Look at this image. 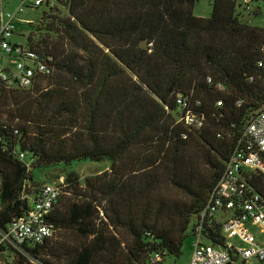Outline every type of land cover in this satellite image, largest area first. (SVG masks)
<instances>
[{
	"label": "trees",
	"instance_id": "trees-1",
	"mask_svg": "<svg viewBox=\"0 0 264 264\" xmlns=\"http://www.w3.org/2000/svg\"><path fill=\"white\" fill-rule=\"evenodd\" d=\"M196 2L61 0L41 11L26 48L46 73L0 91V230L26 216L46 171L60 168L64 182L47 220L53 235L24 256L11 249L9 264L183 255L264 110V28L250 24L264 0H212L208 18L193 15ZM179 97L202 127L178 122ZM82 162L108 170L80 180L70 169ZM245 183L246 197L264 202V174ZM218 232L201 229L211 243Z\"/></svg>",
	"mask_w": 264,
	"mask_h": 264
},
{
	"label": "built area",
	"instance_id": "built-area-1",
	"mask_svg": "<svg viewBox=\"0 0 264 264\" xmlns=\"http://www.w3.org/2000/svg\"><path fill=\"white\" fill-rule=\"evenodd\" d=\"M59 1L17 0L16 10L5 13L4 0H0V91L30 88L37 74L46 73L44 62L30 52L26 44H14L11 38L16 32L20 33L19 24L28 23L16 18L26 9H47L58 5ZM176 102L184 111L178 122L187 127H202V119L187 111L188 105L181 97ZM245 135L248 147L235 152L225 164L223 175L200 214V225L192 237L195 240L192 254L185 264H244L252 259L264 263V202H259L255 194L246 197L249 189L245 183L251 173L264 174V110L251 120ZM24 157L21 153L18 158ZM63 182L61 177L57 182L43 184L34 198L29 199L31 204L26 216L0 230V254L14 256L10 252L12 249L24 256V246L40 245L53 235L47 220ZM205 224L208 228L218 226L217 243L202 237L201 229ZM169 259L155 254L150 264H167Z\"/></svg>",
	"mask_w": 264,
	"mask_h": 264
},
{
	"label": "rangeland",
	"instance_id": "rangeland-1",
	"mask_svg": "<svg viewBox=\"0 0 264 264\" xmlns=\"http://www.w3.org/2000/svg\"><path fill=\"white\" fill-rule=\"evenodd\" d=\"M17 6V0H4V6L3 10L4 12H14L16 10ZM211 6H212V0H197L196 5L193 7V15L195 17H203L208 18L210 16L211 12ZM261 14L258 17L251 18L250 24L255 27H261L264 28V6H261ZM44 9H38V10H30L26 9L25 13L17 16L16 18L18 20H22L25 22H29L32 24L31 27L26 25L25 23H21L19 27L22 25V30L19 34L17 32L15 35L12 36L11 41L14 44H26V36L29 35L30 32L33 31L32 28H35L37 26L36 21L41 16V11ZM61 16H64L67 14V11L63 10L62 8L60 10ZM73 173H76L80 180L84 179L85 177H92L94 175H99L102 172H106L108 170V164L106 163H88V162H82L79 164L72 165L70 169ZM60 168H50L48 171H46L44 174L45 176L41 177V181H44V183L53 182V181H59L60 178L63 176L61 175ZM194 238L190 237L188 240L185 241L183 245V255L181 257L175 258L172 257L167 261V264H185L188 262L191 254H192V245L194 242ZM13 256L9 257V255H3L0 254V264H6V262L9 264L12 261ZM242 264V263H240ZM244 264H264L259 263L257 260L252 259Z\"/></svg>",
	"mask_w": 264,
	"mask_h": 264
},
{
	"label": "water",
	"instance_id": "water-1",
	"mask_svg": "<svg viewBox=\"0 0 264 264\" xmlns=\"http://www.w3.org/2000/svg\"><path fill=\"white\" fill-rule=\"evenodd\" d=\"M140 48H141V49H144V50H146V49L148 48V46H147V41H146V40L143 41V42H141V44H140Z\"/></svg>",
	"mask_w": 264,
	"mask_h": 264
}]
</instances>
